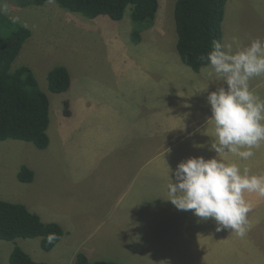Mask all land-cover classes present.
<instances>
[{
  "label": "rangeland",
  "instance_id": "obj_1",
  "mask_svg": "<svg viewBox=\"0 0 264 264\" xmlns=\"http://www.w3.org/2000/svg\"><path fill=\"white\" fill-rule=\"evenodd\" d=\"M29 1L0 0V8L7 16L27 25L33 32L14 65L27 64L33 68L41 88L50 98V127L56 120L60 121V125L56 131L55 125L50 128L53 142L48 149H40L26 140L0 139V195L31 202L35 188L24 183L16 185L19 178L13 173V168L19 165H16L17 162L22 160L35 170L39 188L43 186L45 189L47 181H53L55 187L52 186L49 194L64 190V186L69 189L72 197L79 193L88 194V199L81 202L86 205L83 209L87 211L82 214L83 223L89 224L85 229L90 230L100 224L106 213V208L102 210L98 206L114 201L105 202L99 199L102 188L110 189L113 185L119 197L123 189L119 177L123 178L125 175L121 174L119 167L105 168L108 161H119L122 166H130V172L138 161H120L132 158L133 148L121 146L125 138L123 135L116 138L114 133L112 136L117 112L109 117V108H119L118 129L121 130L126 109L134 104L147 102L150 90L154 91L153 94L158 99H165L168 108L172 105L175 110L179 103L190 102L187 98L191 97V89L189 85L175 86L174 82L181 77L182 71L172 70L168 61L164 67L163 45L160 55L157 53L148 58L146 55L152 53L143 49L134 51L130 48V56L124 54L127 52L129 41L137 43L131 34L133 26L130 7L123 19L113 20L106 15L88 18L80 13L65 10L56 0L45 4ZM176 1L160 0L157 18L149 32L164 34L167 40L165 42L170 48L166 50L167 56L174 57L177 63H182L193 72L191 67L181 61L176 47ZM226 15L223 26L226 44H232L234 39L241 45H248L256 38L264 40V0H242L240 9L234 7ZM161 44L164 42L161 41L160 46ZM235 46L233 44L234 48ZM122 59L125 61L122 62ZM132 59L135 60L134 64ZM81 62L84 63L83 75L80 73ZM58 64L70 68L71 92L75 93L73 87H77L76 95L49 89L48 73ZM80 78H84L85 89L83 88L82 98L88 105L80 112L76 107L72 116L67 117L63 115L65 101L72 99L74 104L77 103ZM154 81V88L146 86V83ZM178 81L183 80L181 78ZM91 84L98 87L97 93L94 87H88ZM249 86L251 91L264 99V75L252 78ZM112 88L118 90L121 96L124 95V102H114L115 98L111 97V93L105 95ZM196 88L200 90L201 86L197 85ZM127 91L130 92L128 97ZM90 97L88 103L86 100ZM128 103L130 106L126 108ZM69 109H72L70 102ZM205 123V129L213 126L211 120ZM110 144L113 150H110ZM3 146L7 147L8 151L4 152ZM152 156L153 159L157 158L154 153ZM257 168L260 166L255 167L256 171L253 173L262 170ZM110 171L115 173L112 177L113 183H109V177H106L111 175ZM129 181L130 179L124 180V185L131 184ZM168 185L169 183L151 184L148 180H142L133 193L130 192L128 200H115L112 212L119 213L118 224L125 231L120 233L113 247L110 244L101 250L98 249L102 252L101 255L90 258H102L120 264H264V197L257 193H245V199L251 204V211L248 213L249 225L246 234L241 237L233 230L216 232L215 222L211 219L205 221L194 216L192 211L178 210L168 200ZM104 218L110 220L111 217L107 215ZM85 235L88 236L87 243L92 244V241H98L101 232L88 231ZM31 239L33 238L24 240ZM24 240V245L20 244L22 247L26 246ZM106 241L102 237L100 243L105 244ZM16 243L15 240L0 238L2 264H10L11 252ZM238 248L240 249L237 251ZM40 249L42 254L35 251L33 253L42 258V261L62 260L61 256L58 257V252L56 258L42 246ZM170 258L174 261L169 262ZM73 259L72 257L70 262L64 264H73Z\"/></svg>",
  "mask_w": 264,
  "mask_h": 264
},
{
  "label": "crops",
  "instance_id": "obj_2",
  "mask_svg": "<svg viewBox=\"0 0 264 264\" xmlns=\"http://www.w3.org/2000/svg\"><path fill=\"white\" fill-rule=\"evenodd\" d=\"M242 0H228L227 7H226V13L230 11V9L236 7L240 9ZM234 11V10H233ZM227 16V15H226ZM125 17V16H124ZM153 27V26H152ZM152 27L144 30L142 32V39L140 42L135 43L134 41H129L126 49L125 55L128 57L130 56V48L136 51V49H143L145 52L152 53L150 55H146V58L149 56L157 55V53L160 55L161 47L164 46V67H166L167 61L169 62L168 65L170 68L174 71H182L181 77L178 79H181L183 81L179 82L178 79L174 82L175 86L182 87V86H190L189 88L191 91H189V94L191 97L187 98L190 102L187 101V103L184 101L183 103H179V106L177 109L173 110V106L170 105L168 108V102L164 99L157 98L156 95L153 94V90H150L149 97L147 102L144 104L137 103L132 105L128 103L126 108L127 111L123 116V128L121 130L118 129V121L120 118L119 108L117 107H110L109 111L107 112L108 116H114V113H116V121L115 125L112 129V136L115 133V137L119 138V135H123L125 138L123 142L121 143V146H131L133 148L132 151V158L128 160H120L123 162H130L132 159L133 162L136 160V166L134 167V170L130 172V166H122L121 163L108 161V164L105 168L110 167H116L120 169V172L122 175H125V177L120 178L119 180L122 181L123 189L121 190L120 197L117 195V191L115 187L113 188V185L109 187L110 189L102 188L101 192L102 194L99 196V199L102 201L106 200H114L112 203H101L100 206L102 210L106 208V213L103 216L101 222L99 225H96L93 229H85L86 223H83V213L87 212L84 211L83 206H86L81 200H87L88 194H75L72 197V194L70 193L69 189L65 188L64 190H57L50 193V190L52 189V186L55 187V184L53 181H47V184L42 188H39L36 184L38 181L37 175L35 173L34 180L32 182H22L20 179L17 181L16 185L19 186L20 183H24L27 186H32L33 193H32V199L31 202L27 199L25 200H18L15 198H11L10 196H1L0 199L15 201V202H22L28 206V208L38 213L42 219L46 222H59L64 230L65 235L60 240V242L50 251L51 254L56 257V253L58 252V257L61 256L62 260H52L48 261L54 264H64L67 262H70L71 258L73 257V264L75 263V258L78 252L84 251L89 257H96L97 255H101V248L108 247L110 244L113 245L116 243L118 236L120 233H124V228L120 227L118 224V216L119 213L116 212L113 214L112 208L114 206L115 200H124L127 199L130 195V192L133 193L135 188H137V184H141V181L148 180L151 184H155L156 182L160 184H170V178L172 173L169 174V167L170 169H175L179 162L189 158V157H197V156H203L204 158H211L216 155V153L211 149V143L214 139V124L212 127L205 129L206 121L210 120L211 117V109L210 105L207 102V95L211 91H215L218 87L223 85V82L218 80L216 76L209 75V73L212 72L211 66L206 65L204 66L199 72L193 70L190 71L188 67L183 66L182 63H177V59H175L172 56H167L166 50L170 49L168 48L167 43L165 42L166 37L164 34L153 31L155 33H150L149 30L152 29ZM148 34V35H147ZM225 34V33H224ZM148 36V37H147ZM161 41L164 42V44L160 43ZM167 41V40H166ZM128 42V39L126 43ZM224 44L225 40H224ZM177 47V42H176ZM170 54L175 55L174 52H170ZM181 58V57H180ZM122 62L125 61V59L121 60ZM135 60L132 59L131 62L134 64ZM182 61V59H181ZM183 62V61H182ZM79 66H82L81 74L83 75V69H84V63L81 62ZM184 63V62H183ZM185 64V63H184ZM187 65V64H186ZM190 67V66H189ZM69 68V67H68ZM192 68V67H191ZM70 69V68H69ZM134 78V77H133ZM132 78V82L135 83V80ZM187 78H190L187 80ZM86 79V78H85ZM160 79H158V84H160ZM148 88H154L156 83L149 82L146 83ZM154 84V85H153ZM197 85H200V90L196 88ZM87 86V85H86ZM226 87L225 85H223ZM88 87H94L96 93L98 92L97 88L94 84L89 85ZM84 78H80L79 83V95L77 103L74 104V100L70 99V105H71V111L70 114L67 115L64 113L63 115L70 117L74 113L73 110L77 107L79 112L82 111L86 105L84 103V100L82 98V95L84 93ZM72 87L69 88L67 93L70 95H76L77 94V87H73L74 92H71ZM82 92V93H81ZM111 93V97L115 98L114 102H124L123 96L120 95L119 91L115 88H112L110 92H106L105 95ZM129 93L127 91V97L129 96ZM152 93V94H151ZM119 95V96H118ZM104 97V96H103ZM184 99H186L184 97ZM91 97L86 100L88 103L90 102ZM98 102V101H97ZM167 110H170L169 112ZM145 112V113H144ZM51 124V123H50ZM54 131L58 129V126L60 125V121H57L53 124ZM53 125L50 128H53ZM200 125V126H198ZM49 128V134L51 137V130ZM114 141V140H113ZM112 141V142H113ZM52 137H51V143L49 147L52 144ZM117 145L118 143L115 142ZM48 147V148H49ZM110 150H113V146L109 145ZM46 148V149H48ZM3 151H8L7 147H2ZM15 151H17L14 148ZM255 155L251 157L248 160H242L238 157L233 156L231 153H225L223 154V158L226 160V162H236L239 164L241 170L247 168L250 172V174L254 175H264V143L261 144L259 148L253 149ZM157 157L156 159H153L152 154ZM109 157H112L111 155H107ZM19 164V165H18ZM22 160L17 162L16 165L17 168H13L14 176L18 177V172L20 170V167L24 165ZM27 165V164H26ZM29 166V165H27ZM260 166L262 169L261 171H258L257 173H253V171H256L254 169L255 167ZM16 167V166H15ZM31 169H33L31 166H29ZM34 170V169H33ZM35 172V170H34ZM111 175L106 176L109 177L110 182L113 183L112 177L115 175L114 172L110 171ZM131 173V177H129V174ZM119 174L117 175V177ZM98 177L101 178V175ZM130 179L129 182L131 184L124 185V180ZM15 181V179H14ZM119 184V182H117ZM120 185V184H119ZM29 187V188H30ZM36 188L38 190H36ZM107 191V192H106ZM116 194V195H115ZM34 196V198H33ZM78 199H80L78 202ZM132 199H135L132 197ZM36 200V201H35ZM128 200V199H127ZM109 203V204H108ZM88 207V206H87ZM97 207V208H98ZM91 208V207H90ZM94 209V207H92ZM96 210V209H95ZM109 215L111 218L110 220L105 219L104 217H107ZM99 230L101 232V235L99 236L98 241H92L91 243H87L88 236L85 235L88 231L91 233L97 232ZM102 237H104V240H107L105 244H102ZM27 239V238H24ZM24 239L18 238L16 244H23L22 241ZM20 240V241H19ZM25 245L23 248L31 254L33 258L36 260H42V258L38 257L33 253L39 252L38 254H42V251L40 249L41 246V238L35 237L29 241L24 240ZM24 245V244H23ZM100 249V250H98ZM240 248L237 249V251ZM236 251V252H237ZM61 253V255H60ZM57 258V257H56ZM95 259H102V258H95ZM169 262H173L171 258L168 260Z\"/></svg>",
  "mask_w": 264,
  "mask_h": 264
},
{
  "label": "trees",
  "instance_id": "obj_3",
  "mask_svg": "<svg viewBox=\"0 0 264 264\" xmlns=\"http://www.w3.org/2000/svg\"><path fill=\"white\" fill-rule=\"evenodd\" d=\"M49 0H30L45 4ZM65 10L80 13L88 18L108 16L113 20L124 18L130 7L132 38L142 39V32L153 26L160 0H56ZM228 0H177L175 20L178 33L177 50L182 61L199 72L209 65L206 57L213 42L224 43V20ZM32 30L7 16L0 8V139H19L32 142L40 149L51 143L49 95L40 86L30 65L14 63ZM72 84L67 66L55 65L48 73V86L53 92H66ZM65 113L70 114L69 101ZM35 172L26 164L20 167L18 178L32 182ZM50 234L56 239L48 241ZM65 230L59 222H46L22 202L0 199V238H41V246L51 251L64 237ZM0 264H2L0 259ZM10 264H54L36 260L21 245L11 252ZM74 264H120L116 261L91 259L84 251L77 253Z\"/></svg>",
  "mask_w": 264,
  "mask_h": 264
},
{
  "label": "clouds",
  "instance_id": "obj_4",
  "mask_svg": "<svg viewBox=\"0 0 264 264\" xmlns=\"http://www.w3.org/2000/svg\"><path fill=\"white\" fill-rule=\"evenodd\" d=\"M52 2V0H49ZM235 44V48L233 47ZM212 72L223 82L207 95L214 124L211 158L189 157L170 169L169 201L182 211L215 222V231L233 230L246 234L251 204L245 193L264 197V175L241 170L236 162H226L223 154L231 153L242 160L255 155L253 149L264 143V99L253 91L249 81L264 75V40L256 38L248 45L234 39L232 44L213 42L206 57ZM56 239L48 237L49 243Z\"/></svg>",
  "mask_w": 264,
  "mask_h": 264
}]
</instances>
